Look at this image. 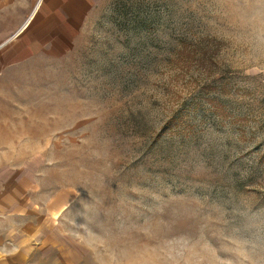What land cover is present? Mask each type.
<instances>
[{"label":"rangeland","instance_id":"obj_1","mask_svg":"<svg viewBox=\"0 0 264 264\" xmlns=\"http://www.w3.org/2000/svg\"><path fill=\"white\" fill-rule=\"evenodd\" d=\"M12 2L0 264H264V0Z\"/></svg>","mask_w":264,"mask_h":264},{"label":"crops","instance_id":"obj_2","mask_svg":"<svg viewBox=\"0 0 264 264\" xmlns=\"http://www.w3.org/2000/svg\"><path fill=\"white\" fill-rule=\"evenodd\" d=\"M16 3V2H15ZM39 3L36 5V7L34 8L33 13L35 12V10L37 9ZM15 9H20V7L18 8V5H15ZM14 12V4L12 2V0H0V13L1 12ZM3 17V16H0Z\"/></svg>","mask_w":264,"mask_h":264}]
</instances>
